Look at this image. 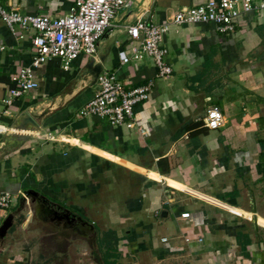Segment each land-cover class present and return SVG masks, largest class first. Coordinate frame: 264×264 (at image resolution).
<instances>
[{"label": "crops", "instance_id": "obj_1", "mask_svg": "<svg viewBox=\"0 0 264 264\" xmlns=\"http://www.w3.org/2000/svg\"><path fill=\"white\" fill-rule=\"evenodd\" d=\"M74 1L0 3L59 17ZM130 1L95 56L68 70L58 59L34 68L37 88L10 106L2 100L31 62L35 31L19 39L0 20V193L15 197L0 211V226L15 214L0 264H264V14L239 16L227 35L211 24L169 25L172 73L157 77L149 58L121 64L119 53L136 44L124 28L168 23L207 0ZM102 57V72L126 88L152 83L134 108L136 128L78 115L98 90L86 65ZM211 106L222 127L195 134ZM23 112L40 131L3 148ZM26 191L39 201L19 209Z\"/></svg>", "mask_w": 264, "mask_h": 264}, {"label": "built area", "instance_id": "obj_2", "mask_svg": "<svg viewBox=\"0 0 264 264\" xmlns=\"http://www.w3.org/2000/svg\"><path fill=\"white\" fill-rule=\"evenodd\" d=\"M131 5L130 0H75L66 14L52 17L49 14L23 15L0 3V20L12 35L22 39V32L35 31L31 39V62L12 76L14 87L2 102L10 106L15 99L37 88L33 70L49 60L58 59L62 68L68 70L78 56H95L100 40L112 27L116 16ZM250 13L264 14V0H207L199 6L180 9L165 24L138 19L124 28L136 44L130 48L129 54L119 53L120 62L130 64L149 58L156 68V76L168 77L172 69L167 64L169 51L163 40L169 25L211 24L218 33L227 35L234 32L239 16ZM97 83V92L78 115L96 117L112 127L136 128L134 108L148 99L152 83L126 88L113 72H101ZM201 124V128L209 131L222 127L223 115L219 108H207ZM14 199L10 193H0V211L8 210ZM188 216L187 213L181 214V218Z\"/></svg>", "mask_w": 264, "mask_h": 264}, {"label": "water", "instance_id": "obj_3", "mask_svg": "<svg viewBox=\"0 0 264 264\" xmlns=\"http://www.w3.org/2000/svg\"><path fill=\"white\" fill-rule=\"evenodd\" d=\"M110 30H107L106 33L103 35L102 38L107 36L109 34ZM104 61V58L102 57L100 59L99 64H95L94 59H91L89 63L86 65L87 73L93 76V78L96 80L98 75L102 72L103 67L102 63ZM14 130L17 131V134H9L7 135L3 148H7L13 144H20L26 140H28L31 137V134L35 132L40 131V125L37 122V118L35 116H31L28 112H23L18 118L16 119L14 123ZM181 134V133H179ZM37 192L35 191H26L20 196V205L19 209L23 207V203L27 200L28 197L32 198V202L39 201L37 200ZM23 209V208H22ZM166 214V211H163L161 215ZM14 217L15 214H9L5 220L2 222L0 226V240L3 241L5 239V236L7 235L8 231L13 227L14 225ZM62 218V216H58ZM86 223V222H85ZM88 225V223H86Z\"/></svg>", "mask_w": 264, "mask_h": 264}, {"label": "trees", "instance_id": "obj_4", "mask_svg": "<svg viewBox=\"0 0 264 264\" xmlns=\"http://www.w3.org/2000/svg\"><path fill=\"white\" fill-rule=\"evenodd\" d=\"M201 125H202V124H200L199 126H196V127L200 128V129L197 128V129L194 131L195 134H201V133H204V132L206 131L205 129H202V128H201Z\"/></svg>", "mask_w": 264, "mask_h": 264}]
</instances>
